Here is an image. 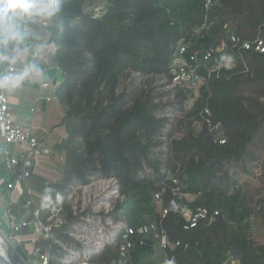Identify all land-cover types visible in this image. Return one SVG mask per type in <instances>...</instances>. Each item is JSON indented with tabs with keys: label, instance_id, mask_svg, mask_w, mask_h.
I'll return each mask as SVG.
<instances>
[{
	"label": "trees",
	"instance_id": "trees-1",
	"mask_svg": "<svg viewBox=\"0 0 264 264\" xmlns=\"http://www.w3.org/2000/svg\"><path fill=\"white\" fill-rule=\"evenodd\" d=\"M105 1L106 12L92 18L83 13L86 0H61L59 12L40 18L47 26H36L40 28L37 41L52 42L56 47L47 64L52 67L49 75L55 67L63 74L55 89L53 77L45 89L53 99H36L54 104L51 114L38 115L37 120L47 124L60 120L63 133L55 150L59 155L54 156L57 174H52L53 168L49 169L52 172L39 169L29 181L42 194L33 203L40 210V219L46 221L56 210L70 184L86 183L100 173L116 177L123 196L110 213L112 219L130 226L149 222L157 216L152 197L155 183L175 173L180 163L178 177L185 188L175 195L168 191L161 204L168 209L164 229L171 240H181L182 245L164 252L137 243L130 260L158 264L165 257L168 264H227L229 258H237L239 264H264V54L247 51L243 59L236 57L237 65L226 72L228 77L212 79L209 92L204 89L196 103L199 108L208 98L214 118L224 124L227 142L215 144L207 130L197 131L191 120H182L187 134L172 140L166 153L160 149L164 144L160 136L167 119L157 115L169 103L156 101L164 94L156 92L154 80L167 76L175 43L182 36L189 38L192 27L201 22L204 0ZM211 14L216 22L203 38L193 39L194 48L214 43L224 23L244 39L258 34L264 37V0H219ZM2 39L4 48L14 51L16 39L0 36ZM5 66L0 58V73ZM186 98L182 90L176 91L175 100L183 110ZM32 110L36 112L34 107ZM3 164L0 183L8 180ZM144 165L152 172L140 176ZM229 167L244 173L261 169V185L250 189L235 181L229 184ZM252 195L258 197V207L249 203ZM5 196L6 187L0 184V203ZM197 206L217 209L216 222L183 230L181 212ZM63 207L66 222L52 233L54 239L68 244L72 238L66 232L74 216L64 201ZM253 218L263 229L261 239L249 233ZM51 245L49 264H57L63 250L58 243ZM7 254L12 264H24L19 255L27 258L24 244L15 253L8 247ZM117 258V246L112 245L91 261L101 264Z\"/></svg>",
	"mask_w": 264,
	"mask_h": 264
},
{
	"label": "built area",
	"instance_id": "built-area-1",
	"mask_svg": "<svg viewBox=\"0 0 264 264\" xmlns=\"http://www.w3.org/2000/svg\"><path fill=\"white\" fill-rule=\"evenodd\" d=\"M218 4L219 0L203 1L201 22L192 27L189 38L182 36L175 43L167 76L162 75L154 80L156 92L164 94L156 101L169 103L157 115L167 119L160 136L164 143L160 149L166 153L172 140L181 139L187 134L186 128L181 124L182 120H191L197 131L201 128L207 130L215 144L223 145L227 142L224 124L214 118L208 98H205L199 108H196V103L204 89L209 92L208 87L212 79L228 77L226 72L237 65L236 57L243 59L247 51L264 54V37L258 34L251 40L244 39L236 34L228 23L222 24L221 32L214 43L204 44L199 48L193 47V39L203 38L216 22V16H212L211 12ZM106 9L105 0H86L83 13L92 18H99ZM170 23H173L172 19ZM19 25L20 36L16 38L14 51L22 53L32 46V55L43 66L45 75L52 69L47 64L54 56L56 47L52 42L44 44L34 40L32 28L46 27V21L40 18L23 19ZM5 61L6 66L1 72L2 75L15 77L22 73L16 65L14 56ZM36 75L40 78V88L48 89L50 82L45 80L43 75ZM57 84L58 81L55 82L54 89ZM5 89L6 86L0 87V152L9 179L3 180L0 184L6 187L9 205L5 213L8 232H3L2 241L13 253L17 252L18 245L24 244L27 258L19 255L24 264H49L52 258L51 242L58 243L63 250L56 258L57 264H96L91 261L92 257L106 246L112 245L117 246L118 258L101 264H135L130 260V253L137 243L141 246H157L164 252L182 245L181 240H171L164 229L163 222L168 215V209L161 204L163 196L168 191L175 195L185 188L178 177L180 163H177L175 173L168 174L155 183L152 197L157 206L158 217L149 222L130 226L122 220L112 219L110 213L116 201L123 196L120 194L117 178L100 173L91 176L86 183L70 184L56 210L46 218V221H42L39 208L33 206L35 199L42 194L34 190L29 181L39 169H48L42 162L43 159L52 161L48 156L52 151L45 141L33 136L29 125L22 126L16 122ZM178 89L187 95L184 110L175 100ZM53 97L45 95L42 98L49 101ZM191 111L194 113L189 117L187 113ZM171 132L173 133L170 134ZM59 160L61 163L64 162L62 155L59 156ZM151 172V169L144 165L139 175ZM253 173L256 179L259 178L260 169H255ZM167 182L171 184L168 185ZM23 195L26 197H22ZM63 201L70 206L74 216L66 232L72 238L68 244L54 239L52 233L54 228H59L66 222ZM181 216L183 230L189 231L200 224L206 226L214 224L219 211L210 210L205 206L189 207L181 212ZM183 245L187 247L188 243ZM226 263L239 264V260L229 258ZM158 264L168 263L164 257Z\"/></svg>",
	"mask_w": 264,
	"mask_h": 264
},
{
	"label": "rangeland",
	"instance_id": "rangeland-1",
	"mask_svg": "<svg viewBox=\"0 0 264 264\" xmlns=\"http://www.w3.org/2000/svg\"><path fill=\"white\" fill-rule=\"evenodd\" d=\"M36 28V31L34 28H32V32L33 35H40L39 33V29L40 28ZM34 37V36H33ZM35 39V38H34ZM5 40L2 39L0 41V52L2 53H9L8 50H6L5 44H4ZM32 46H29L28 49H26L25 51H23L22 53V63H21V68L22 69V73L25 70H31L30 66L35 64L38 65L40 67L41 64L38 63V61L33 57L32 55ZM9 54H12V52H10ZM5 61V60H4ZM17 62V61H16ZM54 72L51 73L52 76L49 75V73H46L44 76L45 80L47 81H51V78H55V80L57 81H61L63 79V74L61 71H59L58 69L53 70ZM29 73V72H28ZM2 74V73H0ZM40 84V78L38 75L36 74H28L24 80L20 83L19 86H14V81H10L7 85H6V89L5 92L9 98V100H14L15 104H10V108L12 113L15 114V116L19 119H25L28 122L26 123L28 126V128L34 133L36 134V136L38 138H41L45 141V144L50 148V150L52 151L48 156L52 159L51 162H49V160L47 159H43L42 164L44 166H46V170H48L47 172H52L49 169H54V171L56 169H58V165L55 164L54 161V156L55 155H59L58 151L56 150V146L58 144V142L61 140L63 133H62V128H61V123L60 125L59 121H56L57 119L54 120V122H52L51 124H47L46 121H38L37 117L38 115H42V114H51L52 113V108L54 104H52V102H46L44 99H40L36 102L37 99V94H41V96H44L47 92V90L42 89L39 87ZM40 94L38 96H40ZM10 100V101H11ZM263 100V98H262ZM32 105V106H31ZM35 108L36 112H31L30 108ZM55 116V115H54ZM53 116V117H54ZM53 124H56L54 127L52 126ZM39 127V129L37 128ZM38 129V130H37ZM173 132H171L170 134H172ZM59 162L61 163V161L59 160ZM3 163L2 161V155L0 152V165ZM4 165V164H3ZM62 165V163H61ZM3 169V167H1V170ZM6 171V176L5 179H9V173L7 171V169L5 168ZM1 173V172H0ZM57 174V171L52 172V174ZM59 175V173H58ZM57 175V176H58ZM228 179L230 178V180H228L229 184L230 182L233 184V181L236 182V185L241 186L243 188L248 187L250 189H254L256 187H259L262 183L261 180V169H260V176L259 178L256 179V177L254 176V173H250L247 172L244 173L243 170L241 168H232L229 167V171H228ZM225 180H227L225 178ZM7 192V191H6ZM253 198L249 199V203L253 206V207H258L259 204H257L255 201L258 199V197L252 195ZM9 205V199H8V194L6 193L5 198L3 199V201L0 203V235L1 237H3V232L7 233L8 229H7V224H6V219H5V213L7 210V207ZM250 229H249V233L251 234L252 237L257 238V239H261V237L263 236V229L260 225V222L258 219L253 218L250 220ZM3 248L4 250L7 252V246L5 244H3ZM158 253L161 254V252L158 250Z\"/></svg>",
	"mask_w": 264,
	"mask_h": 264
},
{
	"label": "clouds",
	"instance_id": "clouds-1",
	"mask_svg": "<svg viewBox=\"0 0 264 264\" xmlns=\"http://www.w3.org/2000/svg\"><path fill=\"white\" fill-rule=\"evenodd\" d=\"M60 3L61 0H0V36L16 39L20 36V20L51 17L59 12ZM30 68L41 76L44 73V69L38 65L33 64ZM27 75L28 70L15 77L0 74V87L10 81H14V86H19Z\"/></svg>",
	"mask_w": 264,
	"mask_h": 264
},
{
	"label": "crops",
	"instance_id": "crops-1",
	"mask_svg": "<svg viewBox=\"0 0 264 264\" xmlns=\"http://www.w3.org/2000/svg\"><path fill=\"white\" fill-rule=\"evenodd\" d=\"M37 35H35L34 36V38L37 40V37H36ZM9 52V51H8ZM10 53V52H9ZM9 53H7V54H5V53H2V52H0V58H2V59H7V58H10V57H12V56H14L15 57V62H16V65H17V67L18 68H20L21 70L23 69V68H21L20 66H21V63H22V54H20L19 52H15V51H12V54H9ZM49 73V72H48ZM59 82V81H58ZM40 87V86H39ZM46 93V92H45ZM40 94V93H39ZM39 94H37V96L36 97H43V96H41V94H40V96H38ZM47 94V93H46ZM45 94V95H46ZM44 95V96H45ZM11 100V99H10ZM9 100V101H10ZM14 100L15 99H13V100H11L10 101V104H15L14 103ZM32 106V105H31ZM32 108H30V110H31ZM13 115H14V117H15V120H16V122L18 123V124H20V125H22V126H25V125H27L26 123L28 122L27 120H25V119H19V118H17L16 116H15V114L14 113H12ZM29 123V122H28Z\"/></svg>",
	"mask_w": 264,
	"mask_h": 264
},
{
	"label": "water",
	"instance_id": "water-1",
	"mask_svg": "<svg viewBox=\"0 0 264 264\" xmlns=\"http://www.w3.org/2000/svg\"><path fill=\"white\" fill-rule=\"evenodd\" d=\"M1 242H0V264H12L11 261L9 260L7 252L3 248V241L2 237L0 235Z\"/></svg>",
	"mask_w": 264,
	"mask_h": 264
},
{
	"label": "bare ground",
	"instance_id": "bare-ground-1",
	"mask_svg": "<svg viewBox=\"0 0 264 264\" xmlns=\"http://www.w3.org/2000/svg\"><path fill=\"white\" fill-rule=\"evenodd\" d=\"M0 242H1V238H0Z\"/></svg>",
	"mask_w": 264,
	"mask_h": 264
}]
</instances>
